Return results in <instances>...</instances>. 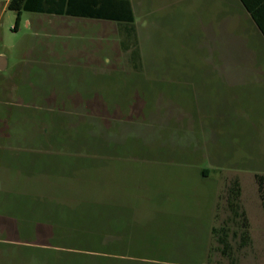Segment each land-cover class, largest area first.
<instances>
[{
	"label": "rangeland",
	"instance_id": "374dc122",
	"mask_svg": "<svg viewBox=\"0 0 264 264\" xmlns=\"http://www.w3.org/2000/svg\"><path fill=\"white\" fill-rule=\"evenodd\" d=\"M7 1L0 264H200L221 256L211 226L235 223V178L251 244L234 255L264 264V55L249 20L226 0H133L131 35L26 10L15 29Z\"/></svg>",
	"mask_w": 264,
	"mask_h": 264
},
{
	"label": "trees",
	"instance_id": "16d2710c",
	"mask_svg": "<svg viewBox=\"0 0 264 264\" xmlns=\"http://www.w3.org/2000/svg\"><path fill=\"white\" fill-rule=\"evenodd\" d=\"M34 0H11L9 8L17 11L15 29L18 27L21 14L23 10L26 11H40V12H56L59 11L53 7H34ZM71 8L65 10V14L81 17H91L97 19L116 20L119 22L132 23L135 21V14L132 8L131 0H70ZM254 18L255 14H254ZM255 181L257 184L258 194L261 200L262 208L264 210V173H255ZM241 185L238 179L233 181V187L229 188L230 201L229 206L232 210V215L236 219L234 222H224L220 227H214L212 234L218 243V250L226 257H234L233 249L244 248L251 243L250 224L246 212L241 210L239 198L241 196ZM25 223H27L25 221ZM237 225L238 229L231 231L230 226ZM28 228L26 225L22 226L21 230ZM31 231V230H30ZM33 231V229H32ZM56 237H62L61 231L57 232ZM81 231L76 236L80 235ZM240 237V242L237 246L234 245L230 238ZM98 237L94 232L88 235V238ZM83 246V245H82ZM87 247H82L85 249Z\"/></svg>",
	"mask_w": 264,
	"mask_h": 264
},
{
	"label": "crops",
	"instance_id": "0c3cea01",
	"mask_svg": "<svg viewBox=\"0 0 264 264\" xmlns=\"http://www.w3.org/2000/svg\"><path fill=\"white\" fill-rule=\"evenodd\" d=\"M11 0L7 1V6L9 7V3ZM33 2V6L34 7H53L56 8L59 12H40V11H29L31 13H33L36 16H43L46 15L48 20L51 22L53 18H58L57 23H62L65 25L70 24L72 22V18L71 17H77V18H89V19H93V20H102L105 22H109V23H113L114 26L117 28L119 25H126L127 29L129 26H132L133 23H125V22H119L116 20H107V19H97V18H91V17H81V16H73V15H69V14H65V10L68 8H71V3L70 0H34ZM131 4H132V8L135 14V10H134V5H133V0H131ZM224 6L226 7V9H228L229 12L233 10L238 11L239 14L242 16H245L248 20L249 23H251L254 27V31L256 34V38L259 42V44H257L258 46H260V48L257 46L255 47L256 50L260 51V54L258 55H264V0H226V3H224ZM254 14L255 17L254 18ZM235 17V15L233 16ZM231 18V17H230ZM235 19V18H234ZM34 20L36 19H32L31 23L35 22ZM71 20V21H70ZM29 23V21H28ZM78 23V22H77ZM61 27L58 26V24H56V29H60ZM107 28V27H106ZM130 35L133 34L131 29H128ZM128 33V34H129ZM128 34H126L128 36ZM245 39H244V44H246V41H250V38H248V36L244 35ZM243 44V47H244ZM250 47L246 46L244 47L245 51L248 53V49ZM243 49V51H244ZM252 51L253 49L250 48ZM261 49V50H260ZM244 51V53H245ZM5 65L7 66V60H5ZM238 179L240 185H241V180L239 178H235ZM222 226V224L220 225ZM220 226H215L212 225L211 226V232L213 231L214 227H220ZM231 231L237 230L238 226L237 225H231L230 226ZM251 232V230H250ZM213 236V234H212ZM251 236V233H250ZM215 238V237H214ZM230 241L232 242H240V237H236V238H230ZM111 242V241H110ZM251 244V243H250ZM110 245V244H108ZM237 246V244H236ZM65 247H71V248H82V247H87V246H82V245H70V246H65ZM245 248V247H244ZM216 258V259H215ZM245 260V259H244ZM256 260L252 263L256 264ZM200 264H243L241 257L234 256L232 258L230 257H226L224 255L221 254V256L218 257H210L207 260L200 262ZM246 264V262H245Z\"/></svg>",
	"mask_w": 264,
	"mask_h": 264
},
{
	"label": "water",
	"instance_id": "95a60500",
	"mask_svg": "<svg viewBox=\"0 0 264 264\" xmlns=\"http://www.w3.org/2000/svg\"><path fill=\"white\" fill-rule=\"evenodd\" d=\"M5 60L4 56H0V69H4L6 67Z\"/></svg>",
	"mask_w": 264,
	"mask_h": 264
}]
</instances>
